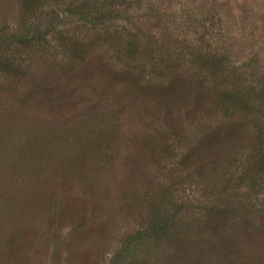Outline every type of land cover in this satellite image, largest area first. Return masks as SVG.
I'll return each instance as SVG.
<instances>
[{"label": "rangeland", "instance_id": "obj_1", "mask_svg": "<svg viewBox=\"0 0 264 264\" xmlns=\"http://www.w3.org/2000/svg\"><path fill=\"white\" fill-rule=\"evenodd\" d=\"M24 2L0 0V40L31 24ZM162 11L187 42L171 50L172 58L159 52L158 59L131 63L106 45L103 54L72 62L55 35L49 59L25 56L32 64L27 78L16 83L0 76L3 171L18 169L21 195L53 203L52 215L33 222L39 237L19 239L16 264H114L126 238L151 219V202L170 197L187 210L183 237L162 249L141 242L127 264H264V191L257 199L226 197L248 191L237 190L236 179L245 160L239 153L251 150L252 125L236 123L239 114L231 124L217 114L203 123L227 82L211 77L185 48L203 37V51L208 45L226 57L246 89L259 87L252 74L258 60L264 79V0H163ZM124 19L110 29L134 32ZM166 27L156 30L158 38ZM70 30L91 48V31L80 33L76 23ZM257 119L263 123L264 115ZM41 134L48 157L34 149L33 158L24 145L32 136L38 144ZM99 137L110 143L93 147Z\"/></svg>", "mask_w": 264, "mask_h": 264}, {"label": "trees", "instance_id": "obj_2", "mask_svg": "<svg viewBox=\"0 0 264 264\" xmlns=\"http://www.w3.org/2000/svg\"><path fill=\"white\" fill-rule=\"evenodd\" d=\"M162 4L163 0H25L24 14L31 24L23 31H11L0 40V76L16 83L27 78L32 64L29 59H25V56L30 57L31 54L38 53L43 58L49 59V39L55 35H60L62 38L59 46L72 62L84 60L83 56L86 57L91 52L103 54L101 50L106 45L109 50L113 49L116 52L118 59L125 58L131 63L138 59L142 61L158 59L159 52L166 58H172L171 50L185 41H181L180 36L171 27L170 16L162 11ZM121 16L125 18L126 23L134 26L136 29L134 32L125 26L110 29L116 25ZM75 23L80 33L83 34L88 30L94 34V40L89 42L91 48H87L78 35L70 33V25ZM163 25L167 27L163 36L158 38L156 30ZM200 37L185 48L192 51L194 55L192 59L198 61L200 67L206 68L211 77L224 76L227 82L209 109L204 110L203 123L210 122L211 116L217 114L225 120V123L231 124L237 120L236 116L239 114L242 117L236 123L246 119L252 125V141L248 147L251 150L250 153L245 152L247 148L244 147L241 152L239 151L240 155L245 154V160L241 162L242 170L236 179L238 186L236 189L243 187L248 191L242 193L231 191L226 197L230 200L257 199L264 191V122L261 123L262 120L257 119L258 113L264 115V79L260 74L262 65L257 60L255 69L259 71H254L252 74L255 80L261 81L260 86L255 88L250 85L246 89L241 79L236 74L233 75V68L226 57L214 53L211 46L207 45L205 51L198 46L203 40V37ZM124 41L126 47L123 49ZM54 64L61 66L57 61H54ZM66 65H69V62ZM176 66L179 65L175 64L172 67ZM228 68L231 70H227ZM157 70L159 71L160 68L157 67ZM13 115L15 114L12 113L10 117ZM214 133H217V130L211 132ZM254 134L256 137L253 139ZM40 137L42 139L38 144L35 141L36 137L32 136L24 146L31 151L30 155L33 158L36 156L34 149H38L45 154L40 156V159H43L48 157V153H45V136L41 134ZM33 143L34 148L31 146ZM106 143H110V138L99 137L94 141L93 147L100 149ZM247 152L249 155L246 160ZM3 170L0 163V255L3 254L0 262L16 264L21 262L18 251L14 249L19 239L23 235L38 236L39 231H34L36 225L33 222L39 221L41 216L46 217L48 213L52 215L53 203L39 205L33 194L28 198L21 195L19 189L22 180L16 174L18 169L11 165L10 173ZM67 171H70V165ZM199 178L205 180L202 176ZM7 190L11 193L4 194L3 192ZM153 201L151 202L152 217L148 224L126 238L119 251V259L114 264H127L136 255L143 242L149 241L157 249H162L167 245L171 247L176 238L183 237L184 232L180 225L187 211L184 209L185 205L178 203L174 206L172 197L158 206ZM31 212L35 214V218H32ZM49 229L53 230V227ZM39 230L42 232L41 227Z\"/></svg>", "mask_w": 264, "mask_h": 264}]
</instances>
